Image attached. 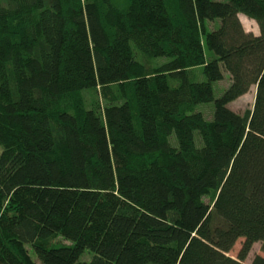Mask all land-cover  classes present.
I'll return each instance as SVG.
<instances>
[{"label":"trees","instance_id":"obj_1","mask_svg":"<svg viewBox=\"0 0 264 264\" xmlns=\"http://www.w3.org/2000/svg\"><path fill=\"white\" fill-rule=\"evenodd\" d=\"M0 145V264H247L264 253V0H0Z\"/></svg>","mask_w":264,"mask_h":264},{"label":"rangeland","instance_id":"obj_2","mask_svg":"<svg viewBox=\"0 0 264 264\" xmlns=\"http://www.w3.org/2000/svg\"><path fill=\"white\" fill-rule=\"evenodd\" d=\"M118 2H122L124 0H117ZM241 20L243 22V25L245 26V28L248 31H253L254 33H259V26L257 24V22L253 19L248 18L246 15L241 14L240 15ZM220 21L217 20L216 23H209L208 26L209 28H214L215 25H219ZM138 54V58H139V53ZM155 64H160L163 63L165 61H167V59L162 58V59H155ZM207 78L205 77L204 73H203V67H199L198 68V80L199 81H204ZM231 83V78L230 75L228 73L225 74V77L223 80L217 81L213 83L214 86V94L216 98H219L220 96L223 95V93L225 92V90L229 87ZM255 94H256V86H253L252 89L245 94L244 96L240 97L239 99H237L236 101L230 103V107L240 113H245L247 110H250L253 108L254 102H255ZM83 96V104L85 106V108H95V109H103L105 107V105L107 104V102L102 99L101 95L97 92L91 91V90H85L82 94ZM71 98L68 97L66 99V105L70 104ZM72 104V103H71ZM71 107V106H70ZM70 110H72V108H69ZM196 111H200L204 114L205 118L208 121H212L213 120V116H214V112H215V102H209V103H200L196 106ZM176 138H172V142L176 143ZM196 141L198 143V145L201 144V136L198 132H196ZM3 151V146L0 145V153ZM205 200L207 202H210V198L208 196L205 197ZM50 244L52 245H61V244H70L71 242L66 240L65 238L61 237V236H56L54 237L52 240H50ZM242 242L243 239L240 238L234 248L230 251V255L232 256H237L239 250L242 247ZM28 249V252L31 256V258L34 261H38V258L36 256V254L33 251V248L31 245H27L26 246ZM256 254H262L264 255V253L261 251V242H257L254 244L248 258L246 259V263L247 264H251L253 258L255 257ZM93 257V255L89 252H86L83 256L82 259L85 260H90Z\"/></svg>","mask_w":264,"mask_h":264}]
</instances>
